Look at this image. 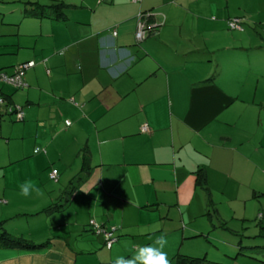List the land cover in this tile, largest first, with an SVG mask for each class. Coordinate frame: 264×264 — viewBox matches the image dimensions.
Masks as SVG:
<instances>
[{
    "label": "crops",
    "instance_id": "0c3cea01",
    "mask_svg": "<svg viewBox=\"0 0 264 264\" xmlns=\"http://www.w3.org/2000/svg\"><path fill=\"white\" fill-rule=\"evenodd\" d=\"M15 2L0 69L36 64L25 88L0 83L24 110L0 107V220L39 248L0 246V264H112L161 234L171 264H264L242 238L256 219L264 239V46L227 24L264 28V1ZM142 22L155 29L138 40ZM25 181L43 195L21 196ZM91 220L115 229L111 248Z\"/></svg>",
    "mask_w": 264,
    "mask_h": 264
},
{
    "label": "built area",
    "instance_id": "2783aa9c",
    "mask_svg": "<svg viewBox=\"0 0 264 264\" xmlns=\"http://www.w3.org/2000/svg\"><path fill=\"white\" fill-rule=\"evenodd\" d=\"M134 1H141V0H134ZM144 15V14H143ZM141 15V16H143ZM150 15V13L145 14ZM228 26L231 30H242L241 27V19L240 18H233L229 21ZM155 29L154 26L146 24L145 22H142L140 24L139 30L137 32V38L138 40H142L144 39L150 32H152ZM117 33L114 32V35H116ZM35 62L34 61H28L25 63H21L19 65H17L15 67V70L13 73H7L3 70H0V83H5V84H9L12 85L16 88H25L27 86V84L25 83V72L34 67L35 66ZM5 100L4 98H0V105L4 104ZM7 113L9 115H14L15 118L18 121H21L24 119V110L22 107L20 106H15V105H7L6 107ZM143 131H147V127H143L142 129ZM58 175V171L54 170L51 174V178L52 179H56ZM92 225H95V229L96 231L100 234L102 233L107 241V246L111 247L116 241L117 238L113 235V232L111 230H103L101 228H99L100 226L97 225L95 223V221H91Z\"/></svg>",
    "mask_w": 264,
    "mask_h": 264
},
{
    "label": "rangeland",
    "instance_id": "374dc122",
    "mask_svg": "<svg viewBox=\"0 0 264 264\" xmlns=\"http://www.w3.org/2000/svg\"><path fill=\"white\" fill-rule=\"evenodd\" d=\"M18 5L19 4L16 3L15 0H0V7L4 8V10L0 8V22H2L1 21L2 16L4 14H6L7 12H9V15H12L10 13L12 11V7L17 8ZM6 20H8V19H6ZM5 22H9V21H5ZM0 25H1V23H0ZM14 26L15 25H7V24L4 25L5 30L3 27V32H7V33H5V34L3 33L5 36H3L4 38L2 40H0V44H2V43H3L2 45L7 44V46L14 44V41H15V39H14V37H15L14 36V31H15ZM244 31H246L247 37L250 36V38H252L255 41V42H253L254 44H256V45L261 44L262 46H264V28L263 27L257 28V26L251 25V24L246 22L245 27H244ZM36 34H37L36 37H39L40 31L37 32ZM253 47H257V46L252 45V48ZM255 49H258V48H255ZM251 52L255 54V52H258V51H251ZM256 57L259 58V55H257ZM259 61L264 64V58H259ZM221 202H223V203H220V200L216 201V203L219 205L218 206L219 209L223 210L222 215H226V211L228 210L227 204H226L227 202H225V201H221ZM1 212H2V209L0 207V219H1V217H3ZM212 214L215 215V212L212 211ZM226 218H230V216H227ZM215 220H217L216 217H215ZM254 221H253V224L249 225V227L247 229V233L244 235L245 237H242L244 244L246 246V248H244V251H250L248 244L254 245V246H264V239L257 237L258 236V228L254 225V223H256V219ZM230 222H233V220H231ZM3 226H4V224L2 226H0V232H3ZM224 226H226V225H224ZM216 233H222V231L218 230ZM222 239H224V238L222 237ZM250 256H253V255L250 254Z\"/></svg>",
    "mask_w": 264,
    "mask_h": 264
},
{
    "label": "trees",
    "instance_id": "16d2710c",
    "mask_svg": "<svg viewBox=\"0 0 264 264\" xmlns=\"http://www.w3.org/2000/svg\"><path fill=\"white\" fill-rule=\"evenodd\" d=\"M61 10V8H59L57 5H55L54 7L52 6L50 8V10H46L44 7H42L40 10H38L37 14H40L41 16H47L52 12H57ZM233 18H240L241 19V27H242V30H232V31H244V27H245V20L244 18L242 17H232V18H229V20L227 21V24L229 23V21ZM229 28V26H228ZM230 29V28H229ZM231 30V29H230ZM19 65V64H18ZM17 66V65H16ZM2 70V69H0ZM14 70H15V67H14ZM4 71V70H3ZM6 72V71H5ZM14 72V71H13ZM12 72V73H13ZM8 73V72H7ZM11 74V73H10ZM4 100L6 101L7 105H11L10 104V101L8 100L7 97L4 98ZM6 105V106H7ZM0 107H2V105H0ZM6 114L9 115L7 113V110H6ZM9 116H12L13 118H15L14 115H9ZM16 119V118H15ZM17 120V119H16ZM18 121V120H17ZM87 163V160H85V164ZM87 165V164H86ZM54 180H57L54 179ZM205 183H206V177L203 173L202 170H199L198 173H197V186H205ZM75 190V186H73L72 184L70 185L69 189L67 190V193L68 194H72L73 191ZM55 209L54 207H52V210ZM91 221H94V220H91ZM91 221H90V226H91V230L93 231V233L97 236H101L103 239H104V242H105V246L107 248H111L117 241H118V237L115 235V229H109V228H106L104 225L100 224V223H97L95 221V223L97 225H99L101 229L103 230H111L113 232V235L117 238V241L111 246V247H108L107 246V241L104 237V235L102 233H98L95 229V225H92L91 224ZM4 222L3 221H0V225H2ZM259 235L260 236H263L264 237V223L263 222H260L259 223ZM0 246L1 247H5V248H20V249H25V250H34L35 248H39L38 245H33L32 243H30L28 240L26 239H23V238H14L12 236H10L7 232H2L0 234ZM204 259H183V260H179V264H201V261H203Z\"/></svg>",
    "mask_w": 264,
    "mask_h": 264
},
{
    "label": "clouds",
    "instance_id": "9594fccd",
    "mask_svg": "<svg viewBox=\"0 0 264 264\" xmlns=\"http://www.w3.org/2000/svg\"><path fill=\"white\" fill-rule=\"evenodd\" d=\"M35 192L43 195L42 190L35 186L32 181H25L19 186V194L29 197ZM168 244L165 234L156 236L150 245L141 246L134 250L133 254L127 258L117 256L112 264H171L167 252L164 250Z\"/></svg>",
    "mask_w": 264,
    "mask_h": 264
}]
</instances>
